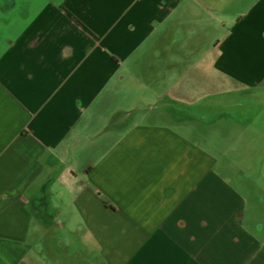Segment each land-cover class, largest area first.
Here are the masks:
<instances>
[{
  "label": "crops",
  "instance_id": "1",
  "mask_svg": "<svg viewBox=\"0 0 264 264\" xmlns=\"http://www.w3.org/2000/svg\"><path fill=\"white\" fill-rule=\"evenodd\" d=\"M260 88L264 0H0V264H264V172L197 137Z\"/></svg>",
  "mask_w": 264,
  "mask_h": 264
},
{
  "label": "rangeland",
  "instance_id": "2",
  "mask_svg": "<svg viewBox=\"0 0 264 264\" xmlns=\"http://www.w3.org/2000/svg\"><path fill=\"white\" fill-rule=\"evenodd\" d=\"M221 98V102H208L211 108L205 119H197L201 123L197 137L216 143V152L222 157L253 160L250 173L260 177L264 172V90L223 94ZM203 127L212 130L206 133Z\"/></svg>",
  "mask_w": 264,
  "mask_h": 264
}]
</instances>
